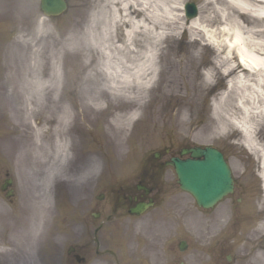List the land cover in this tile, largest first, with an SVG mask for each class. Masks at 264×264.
<instances>
[{
	"label": "rangeland",
	"instance_id": "374dc122",
	"mask_svg": "<svg viewBox=\"0 0 264 264\" xmlns=\"http://www.w3.org/2000/svg\"><path fill=\"white\" fill-rule=\"evenodd\" d=\"M66 1L69 6L67 12L48 19L40 9V0H0V264L26 262V258H29L33 225L40 210L38 198L43 193L38 187L29 192L22 184L15 165L19 155L16 139L22 131L18 122L23 120L13 108L22 107L23 113L28 109H38L23 102L15 103L20 98L17 95L23 86L28 57L31 51L43 45H55L59 49L69 36L84 31L94 13L95 0ZM183 1L195 4L198 15L207 6L211 12L216 8L209 5L210 0ZM218 1L219 4L223 3V0ZM211 2H216L219 8L217 0ZM179 8L175 12L180 15L179 23L182 24L183 19H188ZM41 21L51 27V33L43 39L38 34ZM21 41L29 42V50L18 49L17 44ZM191 41L192 37L184 29L178 31L176 37L170 34L164 40L157 75L163 77L165 85L157 93L148 94L146 101L153 102L155 96L163 91L167 94L155 101L148 111H140V115H147L150 111L151 117L138 128L134 129V125L129 127L126 150L122 155L118 154L115 136L109 131L117 114L110 102H103L106 115L103 118L96 115L94 124L90 123L93 121L86 117L80 107L77 122L83 124L80 133L86 132V136L83 133L79 136L85 146L84 152H79L80 164L95 152L102 159L103 166L92 180L81 186L80 191H74L63 180H59L52 189L54 219L38 250L33 253L38 263L244 264L255 254L251 247L264 245V241H256L244 248L245 238L250 235L248 226L251 222L257 223V207L260 208L264 202L258 160L248 150H243L241 145H234L241 144L239 136L223 137L221 122L216 117L220 100L227 94L233 79H223L218 75L213 80V88L201 90L196 87L202 84L215 56L204 50L198 62L191 63L188 58ZM169 48L173 49L175 56L166 59ZM68 62L60 61V74L66 80L67 88L72 83L75 88L70 91L66 89L65 95L82 106L87 97L82 87L84 64L81 61ZM72 76L75 77L71 79ZM78 88L80 95L74 92ZM24 94L27 98V91L22 89V99ZM9 99L13 101L8 102ZM44 106L50 107L47 97ZM185 115L190 121L182 126L180 123ZM44 117L42 114L27 122L36 125V122H43ZM132 122H136V119ZM207 146L225 155L236 181L234 194L210 212L199 209L193 198L180 190L173 169L165 166L158 173L155 168L158 163L164 164L171 157L179 156L185 148ZM155 154H161L160 160H154ZM149 177L154 178L159 207L141 218L129 217L128 205L122 201L124 189L131 191L136 184L147 181ZM6 180H11L12 184L3 192ZM9 191L12 196L7 198ZM100 195L105 196L104 200H98ZM225 208L229 215L222 228L209 236L201 237L193 233L191 220L194 217H199L209 226ZM97 214L100 217H96ZM96 230H99L98 234ZM181 241L188 244L184 252L179 250ZM70 250L72 252L69 254ZM128 253L133 256L127 258ZM77 256L84 261H78ZM229 257L232 259L229 260Z\"/></svg>",
	"mask_w": 264,
	"mask_h": 264
},
{
	"label": "bare ground",
	"instance_id": "6f19581e",
	"mask_svg": "<svg viewBox=\"0 0 264 264\" xmlns=\"http://www.w3.org/2000/svg\"><path fill=\"white\" fill-rule=\"evenodd\" d=\"M183 2L95 0L92 19L84 31L69 36L59 49L55 45H43L30 52L21 87L27 91L28 97L24 94L22 99L21 89L17 95L19 100L14 101L38 109H28L23 113L22 107L13 108L23 120L18 122L22 131L16 139L19 155L15 165L25 188L31 192L38 187L44 195L42 193L38 198L40 210L33 225L31 254L26 262L12 264H40L33 253L38 250L46 230L52 225L55 213L51 204L52 189L59 180H64L74 191H80L81 186L103 166L102 159L95 152L91 153L86 140L92 157L80 164L79 152H84L85 146L79 136L82 133L86 136V132L80 133L83 124L77 122L80 107L93 121L90 123L94 124L96 115L101 118L106 115L103 102H110L117 114L109 131L115 136L118 154L122 155L126 150L129 127L134 125V129L138 128L151 117L150 111L147 115H140V111H148L155 101L167 94L163 91L155 96L153 102L146 101L148 94L157 93L165 85L163 77L157 75L162 44L170 34L176 37L182 29L192 37L188 48L191 63L196 64L204 50L217 60L215 63L213 59L202 84L196 87L201 90L213 88V80L218 75L223 79H233L227 94L220 100L216 117L221 122L223 137L239 136L241 144L234 145H241L258 160L264 179V0H223L222 4L217 0L219 8L216 2L210 0L209 5H215L217 9L211 12L207 6L206 10H200L196 18L183 19L181 24L180 15L175 10L180 6L182 11ZM38 27L40 39L51 33V27L45 21L39 22ZM17 47L20 51L29 50L30 44L21 41ZM174 56L173 49L169 48L166 59ZM61 60L84 64L82 87L87 97L82 106L65 95L66 89L74 90L75 84L70 82L67 88L59 70ZM74 92L80 95L79 88ZM46 97L50 107L44 106ZM12 101L9 99L8 102ZM42 114L45 116L43 122H36V125L27 122ZM134 118H137L136 122H132ZM188 121L185 115L180 124L184 126ZM236 169L239 171L238 166ZM29 197L33 199L31 195ZM257 212L258 221L248 226L250 237L245 238L244 248L256 241H264V202L260 208L257 207ZM228 215L229 211L225 208L209 226L199 217H194L191 220L193 233L204 236L215 233L223 227ZM251 250L255 254L244 264H264V245L251 247Z\"/></svg>",
	"mask_w": 264,
	"mask_h": 264
},
{
	"label": "water",
	"instance_id": "95a60500",
	"mask_svg": "<svg viewBox=\"0 0 264 264\" xmlns=\"http://www.w3.org/2000/svg\"><path fill=\"white\" fill-rule=\"evenodd\" d=\"M48 16L61 15L66 10L63 0H41ZM192 14H195L193 9ZM196 160H173L182 189L190 192L199 206L211 208L233 191L231 171L223 155L212 148L190 151Z\"/></svg>",
	"mask_w": 264,
	"mask_h": 264
},
{
	"label": "flooded vegetation",
	"instance_id": "af4514ba",
	"mask_svg": "<svg viewBox=\"0 0 264 264\" xmlns=\"http://www.w3.org/2000/svg\"><path fill=\"white\" fill-rule=\"evenodd\" d=\"M133 197H137L138 201H145L147 199V197L145 196L144 192H138L136 191L134 194H132Z\"/></svg>",
	"mask_w": 264,
	"mask_h": 264
}]
</instances>
